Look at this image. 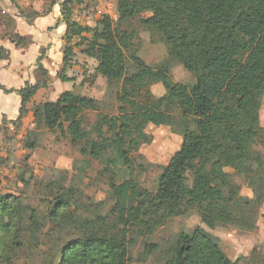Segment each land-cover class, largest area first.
Masks as SVG:
<instances>
[{
  "label": "trees",
  "instance_id": "16d2710c",
  "mask_svg": "<svg viewBox=\"0 0 264 264\" xmlns=\"http://www.w3.org/2000/svg\"><path fill=\"white\" fill-rule=\"evenodd\" d=\"M72 2L61 1V14L70 13ZM116 10L126 23L137 19L151 37H158L167 58L146 64L132 49L133 32L114 31L108 15L100 18L93 41L84 38L91 28L66 21L64 65L73 55L71 38L81 36L83 53L95 58L97 71L118 87V112L99 113L86 130L84 111H97L98 101L65 90L55 100L35 105L33 116L37 124L68 136L82 155L101 161L104 171L122 178L119 184L110 183V194L126 195L123 225L99 202L72 206L61 197L46 213L5 196L0 199V245L8 244L9 251L20 246L16 240L25 231L27 249L51 242L48 264H128L130 246L139 237V261L159 251L148 235L175 217L196 213L209 228H254L264 202V128L259 118L264 95V0H117ZM1 59H9L2 46ZM41 60L40 54L36 70L45 81L26 82L19 89L0 84L4 93L20 97L17 121L46 85L48 72ZM175 62L194 76L193 83L173 81L170 70ZM156 83L165 90L162 108L135 99L136 91ZM148 124L170 126L182 137L157 176L154 191L140 185L131 157L136 134ZM226 161L230 172L224 169ZM243 186L251 197L241 194ZM49 230L55 235L47 236ZM61 231H68V236H60ZM162 256V264H235L219 240L202 227L179 232Z\"/></svg>",
  "mask_w": 264,
  "mask_h": 264
},
{
  "label": "rangeland",
  "instance_id": "374dc122",
  "mask_svg": "<svg viewBox=\"0 0 264 264\" xmlns=\"http://www.w3.org/2000/svg\"><path fill=\"white\" fill-rule=\"evenodd\" d=\"M61 1L0 0V24L7 27L5 36L9 37L11 42L12 39L17 41L21 47L27 46L30 39L14 31L15 26L11 14L23 17L30 23L35 17L50 13L54 19L51 27L44 31L54 29L56 20L63 24L74 20L93 30L84 34L85 41H93L94 30L101 28L100 18L108 15L114 31L133 32L132 49L146 64L156 65L167 58L165 44L158 37H151L150 32L144 29L137 19L126 23L119 17L116 10L117 0H73L70 4H73L70 6V13L65 12L64 14L60 11ZM83 9H88V14L84 17L81 14ZM88 15H91L92 23L83 24ZM77 16L83 18L76 21ZM59 36L56 35L55 39ZM71 44L73 55L70 63L64 65L63 60L57 63V60H60L57 57V49L51 54V58L48 59L50 68L47 70L46 85L41 86L26 105L27 112L20 121L16 120L19 110H15L14 97L11 93L6 95L0 91V105L5 110V114L0 113V199L9 196L13 202L16 199L17 204L38 208L46 213L49 210V204H54L61 197L72 206L99 202L103 204L104 212L108 211L109 216L119 226H122L125 217L126 195L123 193L114 198L110 194V183L119 184L122 178L119 179L104 171L101 161L82 155L79 147L73 145L68 136L62 135L58 129L48 130L37 124L33 116L35 105L53 101L65 90L98 101L97 111L89 109L84 111L86 130H91L99 113L112 116L118 112L119 104L116 99L118 87L109 84L106 78L97 71L95 58L83 53L84 45L81 36H73ZM48 47L40 48L39 54L42 58L46 55L45 50L47 51ZM30 50L33 52L34 48ZM59 50L61 52L64 50L63 45L58 48ZM28 52L22 56L25 64L30 61L31 54ZM18 56L19 54L13 55L11 65H15ZM32 61L27 67L31 68L30 74L35 78L34 81H45L43 75L35 69L36 63ZM15 66L13 70L16 69ZM170 73L175 82H194V76L179 63H172ZM164 93L162 85L156 83L139 89L134 97L140 103L160 109L163 107L161 98ZM259 118L264 128V95ZM91 137H95L94 132L91 133ZM181 142L180 134L170 126L148 124L139 130L135 136L136 148L131 152V157L134 160V175L137 176L143 188L154 191L157 176L180 147ZM262 152L264 154V147H262ZM85 159L89 160L87 165L82 163ZM223 166L227 172L232 171L229 162H224ZM241 194L252 196L251 191L245 186L242 187ZM114 204H116L115 207H112ZM26 223L27 220H24L22 224ZM196 227H202L213 238H217L223 251L235 264H264V202L254 221V228L249 230L239 229L232 225L209 228L201 222L196 213L172 218L164 226L148 235L160 246V250L148 255L145 262L139 261L137 252H139V241L142 239L139 237L137 238L139 241L130 246L132 254L128 264H162L164 259L162 251L173 245L178 233H189ZM49 228L51 230L50 226ZM45 230L47 229H44L43 233ZM50 230L47 236L55 235V233L51 234ZM58 234L66 238L69 233L61 231ZM21 236L16 240L20 246L15 244V247H11V251L8 249V244L0 245V264H48L46 256L51 242L37 249H27L28 235L23 231Z\"/></svg>",
  "mask_w": 264,
  "mask_h": 264
},
{
  "label": "crops",
  "instance_id": "0c3cea01",
  "mask_svg": "<svg viewBox=\"0 0 264 264\" xmlns=\"http://www.w3.org/2000/svg\"><path fill=\"white\" fill-rule=\"evenodd\" d=\"M90 8L93 9L94 7H90ZM97 16L98 14L96 15V17ZM11 17L14 21V26H15L14 31H18L22 33L26 38L28 37L30 39V42L25 47L17 46L14 42L12 43L10 41L9 37L5 36V31L7 27L4 24H0V46L4 47L9 51V59L0 60V84L7 89L10 88L19 89L26 82L30 84H33L35 82L34 81L35 78L30 74L31 68L29 69L27 66L31 62V60H33L36 63V58L40 55L39 50L41 47L47 48L49 46L47 51L45 50L46 55L41 60V63L46 70H49L50 68L48 66L50 62L48 61V59L51 58V54L55 52V49H57V54H58L57 57H59L60 59L57 60V63H60L61 60H63V51L62 52L60 50L58 51V48H61L62 45L64 47V44H62L64 42L63 33H65L66 28H65V24L59 22L58 20V24H56L55 22L54 29L48 32L44 31L47 30L49 27H51L52 21L54 19V16L50 13L45 16L35 17V19H33L30 23L25 21L23 17H19L14 14H11ZM90 17L91 15L90 16L88 15L85 18V23L83 24H91L92 22ZM56 35H60L58 39H55ZM32 48H34L33 52H31L30 50ZM27 52L30 53L31 56L29 58L30 59L29 63L25 64L22 61V56ZM14 54H19L15 63V65L17 66L11 65ZM14 66L16 68L15 70H13ZM13 72H15L16 74ZM47 85L49 86V84ZM0 91L2 90L0 89ZM11 95L14 97L15 110L16 109L18 110L20 105V97L14 92L11 93ZM0 113L5 114V110L2 109L1 105H0ZM14 113L17 112L14 111Z\"/></svg>",
  "mask_w": 264,
  "mask_h": 264
},
{
  "label": "built area",
  "instance_id": "2783aa9c",
  "mask_svg": "<svg viewBox=\"0 0 264 264\" xmlns=\"http://www.w3.org/2000/svg\"><path fill=\"white\" fill-rule=\"evenodd\" d=\"M87 10H88V9H87ZM87 10H85V9L82 10L81 14H82L83 17L86 16V15L88 14ZM82 16H81V17H82ZM81 17H80V16H77V17H76V21H79V20L81 19ZM83 17H82V18H83Z\"/></svg>",
  "mask_w": 264,
  "mask_h": 264
}]
</instances>
